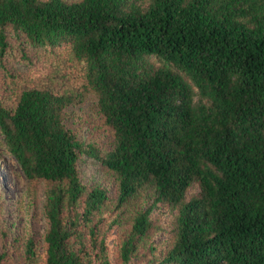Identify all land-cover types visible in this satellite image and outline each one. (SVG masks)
<instances>
[{
  "label": "trees",
  "instance_id": "1",
  "mask_svg": "<svg viewBox=\"0 0 264 264\" xmlns=\"http://www.w3.org/2000/svg\"><path fill=\"white\" fill-rule=\"evenodd\" d=\"M5 155L0 264H264V0H0Z\"/></svg>",
  "mask_w": 264,
  "mask_h": 264
},
{
  "label": "rangeland",
  "instance_id": "2",
  "mask_svg": "<svg viewBox=\"0 0 264 264\" xmlns=\"http://www.w3.org/2000/svg\"><path fill=\"white\" fill-rule=\"evenodd\" d=\"M83 178L87 181L99 179V171L95 163L84 159L81 163ZM25 177L17 163L5 155L0 161V246L1 241L8 236L19 240L29 231L40 233L44 229L41 201L38 197L34 204L28 205L23 194ZM159 214L163 229L155 236L159 246L166 242V230L170 225L172 213L163 207L155 214ZM5 232V234H3ZM16 246V243L13 247ZM18 252L16 250L15 260Z\"/></svg>",
  "mask_w": 264,
  "mask_h": 264
}]
</instances>
